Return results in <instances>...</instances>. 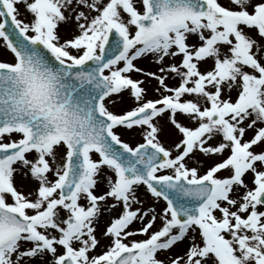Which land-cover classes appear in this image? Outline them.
<instances>
[{
	"label": "snow or ice",
	"instance_id": "snow-or-ice-1",
	"mask_svg": "<svg viewBox=\"0 0 264 264\" xmlns=\"http://www.w3.org/2000/svg\"><path fill=\"white\" fill-rule=\"evenodd\" d=\"M0 264H264V0H0Z\"/></svg>",
	"mask_w": 264,
	"mask_h": 264
},
{
	"label": "rangeland",
	"instance_id": "rangeland-1",
	"mask_svg": "<svg viewBox=\"0 0 264 264\" xmlns=\"http://www.w3.org/2000/svg\"><path fill=\"white\" fill-rule=\"evenodd\" d=\"M147 66H151V65H147ZM124 139H130L131 138V136L129 135V134H127V133H125V135H124V137H123Z\"/></svg>",
	"mask_w": 264,
	"mask_h": 264
}]
</instances>
